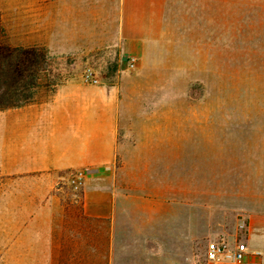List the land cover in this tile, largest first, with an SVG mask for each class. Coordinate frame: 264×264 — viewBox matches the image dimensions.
<instances>
[{
  "label": "crops",
  "instance_id": "0c3cea01",
  "mask_svg": "<svg viewBox=\"0 0 264 264\" xmlns=\"http://www.w3.org/2000/svg\"><path fill=\"white\" fill-rule=\"evenodd\" d=\"M215 2L210 0L212 39L219 38L218 11L233 14L231 0L222 1V10ZM165 4L0 0L10 45L44 47L59 56L102 47L118 55L111 84L72 75L53 85L47 99L0 112V169L9 180L1 195L0 263L210 264L195 257L196 244L224 238L236 226L232 212L228 219L218 218L216 208H188L184 202L181 208L179 200L187 195L203 202L201 186L191 192L169 183V163L180 161L184 150L187 111L137 107L145 96L135 81L145 77L151 46L163 35ZM257 8L264 10V2ZM190 115L201 120L216 113ZM87 168L94 172L80 193H72L67 173ZM245 179L264 183V172ZM262 193L243 194L248 208L232 207L241 211L239 226L245 227L248 250L259 254L252 259L256 264H264ZM202 213L211 218L208 233L202 232Z\"/></svg>",
  "mask_w": 264,
  "mask_h": 264
},
{
  "label": "rangeland",
  "instance_id": "374dc122",
  "mask_svg": "<svg viewBox=\"0 0 264 264\" xmlns=\"http://www.w3.org/2000/svg\"><path fill=\"white\" fill-rule=\"evenodd\" d=\"M222 1L214 3L217 10L224 9ZM248 1L247 5L242 0H231L232 15L218 11L219 38L212 39L210 0H166L163 35L151 46L145 61L149 67L143 72L145 77L135 81L138 94L145 96V102L137 104L138 109L159 111L166 105L170 110L179 107L187 111L184 150L180 161L169 163V183L173 188L184 184L191 192L201 186L206 194L203 202L192 194L191 198H181V208L183 202L188 208H216L218 218L228 219L232 212L236 226L223 235L225 239L240 230L241 211L232 207L248 208L243 194L258 197L264 191V183L245 179L264 172V10L257 8L264 0ZM226 22L229 31L225 30ZM0 40L9 47H17L6 43L1 15ZM31 48H38L37 53L47 51L39 46ZM46 55V59L38 56L35 66L45 75L35 81L32 91H21V98L31 102L47 99L53 85L72 75L90 72L107 85L117 76L118 55L110 48L100 47L79 56L51 55L48 51ZM30 75L29 70L23 73L25 83ZM193 112L216 115L196 120L190 115ZM6 178L0 169V223L2 188L9 181ZM202 215V232L208 233L211 218ZM207 241L202 238L196 244L195 257L201 261Z\"/></svg>",
  "mask_w": 264,
  "mask_h": 264
},
{
  "label": "trees",
  "instance_id": "16d2710c",
  "mask_svg": "<svg viewBox=\"0 0 264 264\" xmlns=\"http://www.w3.org/2000/svg\"><path fill=\"white\" fill-rule=\"evenodd\" d=\"M37 49L12 48L0 40V110L18 108L31 102L29 98H21L20 95L21 91H32L36 87L35 81H40L45 75H41L35 66L39 63L38 56L46 59L47 51L43 49L37 53ZM27 70L32 75L29 82L25 83L22 76Z\"/></svg>",
  "mask_w": 264,
  "mask_h": 264
},
{
  "label": "built area",
  "instance_id": "2783aa9c",
  "mask_svg": "<svg viewBox=\"0 0 264 264\" xmlns=\"http://www.w3.org/2000/svg\"><path fill=\"white\" fill-rule=\"evenodd\" d=\"M135 58H129L128 66L133 67ZM84 79L95 82L94 76L87 72L84 74ZM94 172L92 169H82L69 172L66 175L65 184L74 194H78L85 186L87 176ZM246 230L240 226L239 234H236L232 240L220 238L218 240H210L206 243L204 260L210 264H256L252 261L253 258H258V253H252L246 245Z\"/></svg>",
  "mask_w": 264,
  "mask_h": 264
}]
</instances>
